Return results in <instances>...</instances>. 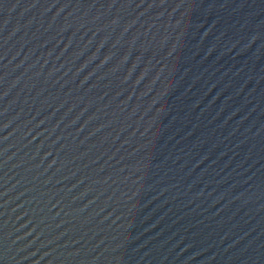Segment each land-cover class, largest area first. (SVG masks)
I'll return each instance as SVG.
<instances>
[{"label":"water","instance_id":"95a60500","mask_svg":"<svg viewBox=\"0 0 264 264\" xmlns=\"http://www.w3.org/2000/svg\"><path fill=\"white\" fill-rule=\"evenodd\" d=\"M0 264H264V0H0Z\"/></svg>","mask_w":264,"mask_h":264}]
</instances>
